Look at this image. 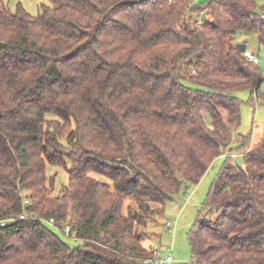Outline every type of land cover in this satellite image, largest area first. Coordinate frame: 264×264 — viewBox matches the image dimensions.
I'll return each mask as SVG.
<instances>
[{"label": "trees", "instance_id": "1", "mask_svg": "<svg viewBox=\"0 0 264 264\" xmlns=\"http://www.w3.org/2000/svg\"><path fill=\"white\" fill-rule=\"evenodd\" d=\"M49 2L32 16L0 0V264H146L166 202L247 146L242 135L230 146L232 93L257 100L263 75L235 36L264 43V5ZM242 159L211 183L187 233L190 264H264V126ZM67 160L53 196L46 167ZM62 223L74 247L49 227L64 234Z\"/></svg>", "mask_w": 264, "mask_h": 264}, {"label": "rangeland", "instance_id": "2", "mask_svg": "<svg viewBox=\"0 0 264 264\" xmlns=\"http://www.w3.org/2000/svg\"><path fill=\"white\" fill-rule=\"evenodd\" d=\"M9 12L15 13L18 7H21L32 16L39 15L42 5H49V0H1ZM207 0H195V4L202 5ZM264 5V0H259ZM203 12L202 15H204ZM198 15H196L197 17ZM201 16V15H200ZM235 40L245 41L248 49L258 53L260 61V69L263 75V82L260 87V98L253 99L247 90L233 92L232 95L240 101V123L235 130L231 142V148L235 150L238 145V135L248 137V143L245 149L234 152L235 156L226 158L223 154L210 164L206 172L196 185L182 184L179 191L172 196V199L165 204L163 214L158 218L156 225L150 224L147 231L153 232L144 243L153 245L156 248H163L161 254H170L174 259L173 264H190V249L187 243V233L192 224L196 220L197 213L206 198V194L210 189L211 183L219 172L225 161L233 166H243L242 152L250 150L260 140L264 126V43L259 44L255 33L238 32ZM65 142V138L61 139ZM70 162L66 161V168L59 166L47 165L46 174L50 181L52 179V195L56 196L60 193L63 185L67 183V170L70 169ZM170 222V226L166 225ZM49 227L70 247H74L77 242L55 229ZM169 248L167 251L166 249Z\"/></svg>", "mask_w": 264, "mask_h": 264}, {"label": "built area", "instance_id": "3", "mask_svg": "<svg viewBox=\"0 0 264 264\" xmlns=\"http://www.w3.org/2000/svg\"><path fill=\"white\" fill-rule=\"evenodd\" d=\"M257 19H263L262 15H260ZM198 23H201L202 21V17L200 15L197 16L196 18ZM243 55L244 57L250 61L251 63L254 64H258V56L255 55L250 49L245 48V50L243 51ZM192 73H195L194 70H192ZM229 156H235V154H227ZM28 203V200L26 198H24L23 200V204ZM26 215L24 213H22L19 218L23 219L25 218ZM49 223H53V219H49ZM167 226H170V222L166 223ZM63 232L65 235H68L70 233V229L69 226L66 223H62L61 224ZM163 248H154L152 251V254L149 258L144 260V263H148V264H172L174 262V259L172 258V256L170 254H165L162 255ZM167 251L169 250V248L166 249Z\"/></svg>", "mask_w": 264, "mask_h": 264}, {"label": "water", "instance_id": "4", "mask_svg": "<svg viewBox=\"0 0 264 264\" xmlns=\"http://www.w3.org/2000/svg\"><path fill=\"white\" fill-rule=\"evenodd\" d=\"M237 47H238V49L241 52H243L245 50V48H246V43L245 42H240V43L237 44Z\"/></svg>", "mask_w": 264, "mask_h": 264}, {"label": "crops", "instance_id": "5", "mask_svg": "<svg viewBox=\"0 0 264 264\" xmlns=\"http://www.w3.org/2000/svg\"><path fill=\"white\" fill-rule=\"evenodd\" d=\"M238 42H243V41H240V40H239ZM245 43H246V42H245ZM246 48H247V46H246ZM251 51L253 52V50H251ZM253 53H254V52H253ZM254 54H255V53H254ZM255 55L258 56V53H256ZM258 66H260V61H259V59H258ZM152 246H153V245H152ZM153 247H154V246H153ZM173 263H175V262H173ZM173 263H172V264H173Z\"/></svg>", "mask_w": 264, "mask_h": 264}]
</instances>
